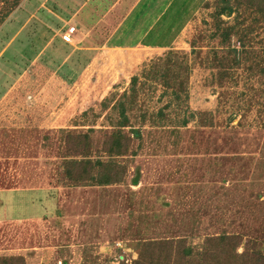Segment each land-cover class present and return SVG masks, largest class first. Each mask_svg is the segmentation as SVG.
Segmentation results:
<instances>
[{"label": "rangeland", "instance_id": "1", "mask_svg": "<svg viewBox=\"0 0 264 264\" xmlns=\"http://www.w3.org/2000/svg\"><path fill=\"white\" fill-rule=\"evenodd\" d=\"M13 1L0 0V17ZM196 1H187L191 13L166 48L99 53L87 69L67 66L69 74L42 67L35 83L30 78L4 98L0 257L132 264L145 240L195 246L221 231L241 235L239 252L249 240L264 252V22H254L241 59L219 86L214 58L227 48L212 35L210 13L222 0ZM233 16L220 18L233 23ZM238 19L251 23L248 9ZM230 40L241 48L237 36ZM168 50L181 66H170L167 88L159 74ZM121 104L128 122L119 130L131 142L110 157L108 136L121 124ZM185 108L195 116L182 125ZM98 159L114 167L101 168ZM107 172L115 181H97Z\"/></svg>", "mask_w": 264, "mask_h": 264}, {"label": "crops", "instance_id": "2", "mask_svg": "<svg viewBox=\"0 0 264 264\" xmlns=\"http://www.w3.org/2000/svg\"><path fill=\"white\" fill-rule=\"evenodd\" d=\"M187 1L14 0L15 7L0 17V105L16 85L30 78L35 83L36 69L69 74V66L87 69L99 53L166 48L191 13ZM72 25L66 42L61 33Z\"/></svg>", "mask_w": 264, "mask_h": 264}, {"label": "trees", "instance_id": "3", "mask_svg": "<svg viewBox=\"0 0 264 264\" xmlns=\"http://www.w3.org/2000/svg\"><path fill=\"white\" fill-rule=\"evenodd\" d=\"M248 17L251 23L246 26H241L239 22L240 13L247 11ZM225 14L230 16L233 14L235 17L234 22H225L220 18L221 15ZM214 17L217 29L212 32V35H219V42L223 44L222 49L227 48L225 56L221 55L218 59L214 58L218 63L217 77H219V86H224L227 78L231 76V72L228 70L232 64L238 62L241 59L240 50H244L247 38L250 36L248 32L255 28L254 22L263 21L264 22V0H222L216 2L215 10L210 13ZM246 15V14H245ZM244 20V17L242 18ZM224 23L225 26L221 28L220 24ZM232 35L237 36L241 48L231 47V37ZM234 46V45H233ZM220 50V49H215ZM172 50H168L165 55L166 67L164 72H160V78L163 85H173V80H171V74L173 73L170 66L177 65L180 68V63L175 60L173 63V57L171 56ZM194 51V50H193ZM238 52V53H237ZM246 52V50H245ZM230 58L231 61H228ZM226 62H225V61ZM216 64V63H215ZM176 69L177 71L179 69ZM260 70L264 72V66H260ZM169 73V74H168ZM168 75V76H166ZM183 82L178 84L179 88H182ZM256 90V89H255ZM254 90V92H255ZM257 91V90H256ZM171 93L178 97L175 90H171ZM219 94V93H218ZM224 94V90L222 91ZM242 96V93H239ZM135 96V95H134ZM130 96V98H134ZM260 106V104H259ZM264 108V105L261 109ZM118 116L120 120V125L118 130H115L108 136V140L111 143L109 151L110 157L115 155H123L126 151L125 145L131 142L130 137L120 128H124L128 122V116L126 113V108L121 104ZM161 113V112H158ZM195 113L185 108L183 111V118L181 124H187L190 120L194 119ZM229 121L235 117V114H230ZM135 136L139 137L140 131L138 129L134 130ZM111 160L107 163L102 162L98 159V164L101 168L102 165L107 164L109 167L112 164ZM114 167L111 166V169ZM110 172V170H109ZM108 172L102 178L98 179L101 183H108L109 181H115V178ZM136 182V180H134ZM241 235L239 233H229L227 231H221L220 233L213 235H206L205 238L198 243V245L190 246L186 244V240L183 239H165V240H154L148 239L139 243L140 247L137 250V257L132 261V264H264V252L261 247L255 244L252 240L245 243L242 251H238V246L241 243ZM24 257L20 254L18 255H8L0 257V264H24Z\"/></svg>", "mask_w": 264, "mask_h": 264}, {"label": "built area", "instance_id": "4", "mask_svg": "<svg viewBox=\"0 0 264 264\" xmlns=\"http://www.w3.org/2000/svg\"><path fill=\"white\" fill-rule=\"evenodd\" d=\"M75 26H69L61 33V38L66 42H71V34L74 32Z\"/></svg>", "mask_w": 264, "mask_h": 264}]
</instances>
